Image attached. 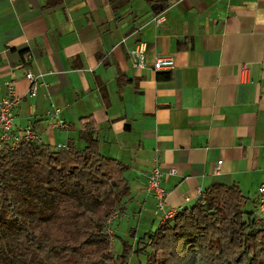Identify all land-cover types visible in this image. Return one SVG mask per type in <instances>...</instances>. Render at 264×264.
Segmentation results:
<instances>
[{"label":"crops","instance_id":"1","mask_svg":"<svg viewBox=\"0 0 264 264\" xmlns=\"http://www.w3.org/2000/svg\"><path fill=\"white\" fill-rule=\"evenodd\" d=\"M159 15L165 20L156 24ZM139 42L147 69L128 58ZM157 56L172 57L173 68L152 70ZM26 72L40 78L36 97L27 94ZM9 81L21 97L20 126L31 123L50 146L81 150L79 120L92 117L100 153L127 166L114 237L125 217L135 223L128 235L160 224L153 229L155 199L145 191L154 156L167 207H186L215 183L256 197L264 178V0H0V86ZM51 101L68 130L48 125Z\"/></svg>","mask_w":264,"mask_h":264},{"label":"trees","instance_id":"2","mask_svg":"<svg viewBox=\"0 0 264 264\" xmlns=\"http://www.w3.org/2000/svg\"><path fill=\"white\" fill-rule=\"evenodd\" d=\"M79 121L81 150L27 143L0 153V239L9 237L0 264H125L131 251L147 252L146 264H264V222L234 183L210 185L135 247L132 229L116 256L106 221L129 193L127 166L100 153L92 117Z\"/></svg>","mask_w":264,"mask_h":264},{"label":"built area","instance_id":"3","mask_svg":"<svg viewBox=\"0 0 264 264\" xmlns=\"http://www.w3.org/2000/svg\"><path fill=\"white\" fill-rule=\"evenodd\" d=\"M165 17L163 15L156 16L154 22L160 24L164 22ZM128 58L131 61V65L136 69H147L148 62L146 61V45L144 42H139L135 46L127 51ZM152 70L161 71L173 68L174 59L170 56H157L151 62ZM25 78L28 81L27 94L30 97H36L38 88L41 85V81L38 75L31 72H26ZM21 97L16 94L13 82H6L3 86H0V153L5 150H16L22 144H46L43 142L40 133L37 132L31 123L24 126H20L16 120L15 109L19 105ZM46 120L48 125L56 130H68L69 123L60 116V108L54 103H49V109L46 113ZM55 150L67 149V144L58 143L52 146ZM153 164L149 168L147 173V179L145 184V191L147 194L155 199L154 214L160 221V224L167 219L174 217L175 213L183 208L179 207H167L166 197L167 191L162 186V180L164 173L161 169V165L156 156L152 159ZM217 162L216 171L219 170V164ZM170 173H174L171 170ZM185 200H188L186 198ZM254 214L259 221H264V178L257 188V194L254 199ZM117 211L111 215L106 224H112L116 218ZM108 234L112 235L113 230L110 227L106 229Z\"/></svg>","mask_w":264,"mask_h":264},{"label":"rangeland","instance_id":"4","mask_svg":"<svg viewBox=\"0 0 264 264\" xmlns=\"http://www.w3.org/2000/svg\"><path fill=\"white\" fill-rule=\"evenodd\" d=\"M53 148V147H51ZM253 197V196H252ZM252 197H249V199L246 201V204L244 206V210L245 211H251L254 210V204L252 202ZM191 206V203L188 205ZM117 218V215H116ZM132 220H130L128 217L122 218L119 222V225H117L118 223L115 224V229L117 230L116 233V237H114L111 239L112 240V250L115 253V255L117 256L118 254L121 253L122 250V244H121V240L122 239H128L129 235H128V228L132 225H135L131 223ZM262 222V221H260ZM264 222V221H263ZM149 224V222H148ZM159 224V220H156L155 225L153 227V229H155ZM112 224L109 223L107 225V229L110 228ZM140 226H146L144 219L140 221ZM143 235L142 230H140V232L136 233V237H134V239L131 240V244L133 247H135L136 245V240ZM9 237H4L2 239H0V241L4 244L6 242H8ZM130 241V238L128 239ZM148 249V248H147ZM146 258H147V252H138V253H134V252H129L128 256L126 257L125 260V264H146ZM109 264H114V262H111Z\"/></svg>","mask_w":264,"mask_h":264}]
</instances>
